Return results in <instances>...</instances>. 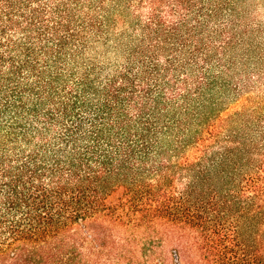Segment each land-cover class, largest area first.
<instances>
[{"label": "trees", "instance_id": "16d2710c", "mask_svg": "<svg viewBox=\"0 0 264 264\" xmlns=\"http://www.w3.org/2000/svg\"><path fill=\"white\" fill-rule=\"evenodd\" d=\"M264 0H0V264H264Z\"/></svg>", "mask_w": 264, "mask_h": 264}, {"label": "rangeland", "instance_id": "374dc122", "mask_svg": "<svg viewBox=\"0 0 264 264\" xmlns=\"http://www.w3.org/2000/svg\"><path fill=\"white\" fill-rule=\"evenodd\" d=\"M243 234H244L243 235L244 239L247 242H251L255 245H259L262 242V240L264 239L263 233H258L257 231L252 232V229L250 226H246L245 230L243 229Z\"/></svg>", "mask_w": 264, "mask_h": 264}]
</instances>
